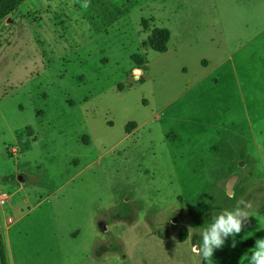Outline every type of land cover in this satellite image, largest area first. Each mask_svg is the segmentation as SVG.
I'll return each instance as SVG.
<instances>
[{
    "label": "rangeland",
    "instance_id": "1",
    "mask_svg": "<svg viewBox=\"0 0 264 264\" xmlns=\"http://www.w3.org/2000/svg\"><path fill=\"white\" fill-rule=\"evenodd\" d=\"M2 193L8 264H207L193 245L239 200L252 217L213 264H248L264 239V0H143L100 32L73 0L23 1L0 21Z\"/></svg>",
    "mask_w": 264,
    "mask_h": 264
},
{
    "label": "trees",
    "instance_id": "2",
    "mask_svg": "<svg viewBox=\"0 0 264 264\" xmlns=\"http://www.w3.org/2000/svg\"><path fill=\"white\" fill-rule=\"evenodd\" d=\"M23 1L25 0H0V21L5 19ZM142 1L143 0H73L75 6L82 13L83 18L87 20L91 28L96 32L106 29L109 25L124 16L131 9L140 5ZM85 3L88 4V7L86 8L83 7ZM154 35V38L151 40L152 48L161 52L165 51L168 32L164 29H156L154 31ZM128 124L126 128L129 126ZM179 238L180 240H183V232ZM0 260L1 264H6L5 253L1 240Z\"/></svg>",
    "mask_w": 264,
    "mask_h": 264
},
{
    "label": "clouds",
    "instance_id": "3",
    "mask_svg": "<svg viewBox=\"0 0 264 264\" xmlns=\"http://www.w3.org/2000/svg\"><path fill=\"white\" fill-rule=\"evenodd\" d=\"M83 7H88V4L85 3ZM248 208H251V204L239 200L233 211H225L217 215L211 225L203 231L202 245H193L192 251L200 255L207 264H213L214 250L225 245L226 237L231 236L233 238L232 247L236 246L235 237L242 232L249 218L252 217L246 210ZM242 258L247 259L248 264H264V239L256 240L255 247L251 249V255L246 253Z\"/></svg>",
    "mask_w": 264,
    "mask_h": 264
},
{
    "label": "water",
    "instance_id": "4",
    "mask_svg": "<svg viewBox=\"0 0 264 264\" xmlns=\"http://www.w3.org/2000/svg\"><path fill=\"white\" fill-rule=\"evenodd\" d=\"M241 165V164H240ZM24 174H27L25 172V170L23 171H20L19 174H18V179L19 180H22L23 177H24ZM240 179V174L239 172H234V173H231L230 175H228L225 179H224V182H223V189L224 191L226 192L227 195H232L233 193V189L235 187V185L238 183ZM105 229V227H103Z\"/></svg>",
    "mask_w": 264,
    "mask_h": 264
},
{
    "label": "crops",
    "instance_id": "5",
    "mask_svg": "<svg viewBox=\"0 0 264 264\" xmlns=\"http://www.w3.org/2000/svg\"><path fill=\"white\" fill-rule=\"evenodd\" d=\"M12 222H13V220H11L10 222L8 221V217H7V221L4 220V224L0 222V240H1V243L3 245V249H4V253H5V259H6V264H8V261H7V256H6V252H5L6 251V247H5L3 233L8 234V232H10V228L12 227V224H11ZM0 264H1V260H0Z\"/></svg>",
    "mask_w": 264,
    "mask_h": 264
},
{
    "label": "built area",
    "instance_id": "6",
    "mask_svg": "<svg viewBox=\"0 0 264 264\" xmlns=\"http://www.w3.org/2000/svg\"><path fill=\"white\" fill-rule=\"evenodd\" d=\"M8 198V195H6V194H0V204H4V201H5V199H7ZM12 219L10 218V217H8V221L10 222Z\"/></svg>",
    "mask_w": 264,
    "mask_h": 264
},
{
    "label": "flooded vegetation",
    "instance_id": "7",
    "mask_svg": "<svg viewBox=\"0 0 264 264\" xmlns=\"http://www.w3.org/2000/svg\"><path fill=\"white\" fill-rule=\"evenodd\" d=\"M25 176V175H24Z\"/></svg>",
    "mask_w": 264,
    "mask_h": 264
}]
</instances>
